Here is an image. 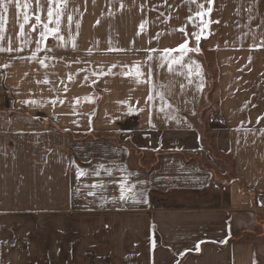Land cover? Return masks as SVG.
Returning a JSON list of instances; mask_svg holds the SVG:
<instances>
[{
    "label": "crops",
    "instance_id": "1",
    "mask_svg": "<svg viewBox=\"0 0 264 264\" xmlns=\"http://www.w3.org/2000/svg\"><path fill=\"white\" fill-rule=\"evenodd\" d=\"M211 7L205 18L219 23L184 58L195 61L191 76L156 66L160 51L183 42L178 29L197 10L187 0H68L76 48L66 31L67 46L49 37L51 51L38 53L53 57L47 68L20 58L35 50L36 34L22 52H0V66L9 64L0 67V264H264V47H253L264 41V0ZM14 11L6 35L16 48ZM186 31L195 47L192 23ZM148 55L157 87L168 86L165 112L158 97L148 109V86L128 77L91 83L93 71ZM130 96L145 111L117 103ZM132 151L158 153L157 163L142 168ZM78 168L89 174L78 177ZM125 180L135 199L119 198ZM93 183L102 187H86Z\"/></svg>",
    "mask_w": 264,
    "mask_h": 264
},
{
    "label": "snow or ice",
    "instance_id": "2",
    "mask_svg": "<svg viewBox=\"0 0 264 264\" xmlns=\"http://www.w3.org/2000/svg\"><path fill=\"white\" fill-rule=\"evenodd\" d=\"M187 2L190 4H196L197 7V10L195 12L186 17L187 23H192L194 28L196 29V31H193L191 33V37L194 38L196 46L189 47V33L186 31V23L184 26H181L178 29V31L183 34V42L180 43L176 48H164L162 51H160L159 56L161 62L156 66L160 68L166 66L167 71L169 73H173L175 71L174 66L178 65L181 68H187V75L191 76L193 74L192 65L195 64V61H191V63L186 64L184 58L188 56L190 52L200 51L199 42L202 36H205V31L206 29H208L209 24L219 23V21H211L210 19L205 18L206 16H209L213 11V8L211 7V5L213 4V0H207V4L209 5L208 7H205V5L202 3L198 4L197 0H187ZM165 3H167V0H165ZM34 4L35 7H33V3L31 2V0H0V52H22L24 50L23 46L31 44L33 42L32 35L36 34L37 38L35 39V50L31 52L30 56L20 58L30 61H37L40 66L47 68L49 65L46 63V60L53 59V57L45 55L43 58H41L40 56H38V53L45 50L51 51V49L45 48V42L49 37H53L55 40L59 41V46H67L68 41L65 40V36L62 34V32L66 31L71 39L72 47L76 48L75 38L71 36L73 15L66 14L68 0H34ZM120 7L121 9H123L124 4L121 3ZM11 8H14L15 10L13 22L17 23L19 26L18 39L20 40L21 47L16 48L12 46L11 37L6 35L8 25L10 23L9 11ZM143 8L144 5H141V10H143ZM65 18L66 23L64 25V28L62 29L61 25L62 22H64ZM97 23H99V21H97ZM147 23V20L141 22V24L139 25L140 31L137 33V35H140L146 30L145 26L147 25ZM26 25L28 26V31H26ZM79 26V21H76V28L78 29ZM159 35L160 34L158 33L156 37H153V39H158ZM4 41H7L6 47L4 46ZM253 47H264V41H262L260 44L253 45ZM88 51L91 52V49H89ZM107 51L122 52L127 50L109 47ZM146 51L149 53L158 52V50L154 48L147 49ZM173 53H179V55L174 56ZM153 59L154 57L152 55H148L143 63H141L140 61H135L131 66H129L128 64L114 63L111 65V67L108 68L107 72H105L103 69H100L99 71H93L91 73V76L93 77L91 83L96 84L97 80L107 75H119L122 77H128L137 85L143 84L148 86L149 90L144 99V105L148 109L154 107V104L152 102L155 101L158 97L159 100L163 102V106L160 107L159 111L165 112V110L171 108L172 105L167 102L165 91H161L160 89H166L168 86L160 85L159 87H157L154 81L153 65L149 63ZM145 66H147V71L144 70ZM0 67L7 68L9 67V64H4ZM199 68L200 66L197 64L196 70L198 71ZM113 69H118V71L114 72ZM80 71H83V69H81ZM181 74L183 75L184 73ZM25 75H27V73ZM67 80H74V74H68ZM88 80L89 76L85 75L84 81ZM36 83L48 84L49 80L45 78L43 81L37 80ZM63 83L64 81H61V84ZM189 83H191V80H189ZM179 87L183 89L184 85L181 84ZM200 87H203L202 83ZM64 91H68L66 85L64 87ZM83 99L91 100L92 97H84ZM80 100V97L75 98V102L77 104L80 102ZM131 101L132 97L130 96L128 99L117 101V103L127 105L128 114H132L134 112L140 113L145 111V108L137 107V105H139L140 103L138 99L135 101V103H131ZM24 103L36 104L37 101H24ZM51 103L54 106L56 104V100H52ZM60 103H63V100H61ZM94 114L95 113H93V115ZM262 118L264 117L258 118L257 123H259L260 119ZM148 124L152 127H155V125L152 124L151 112H149ZM100 167L103 168V165H100ZM77 173L78 177H84L89 174L85 170L79 168L77 169ZM95 174L98 176L100 173L99 171H96ZM86 187L96 189L97 187H102V185L93 183ZM134 189L135 185H129L126 180L120 182L119 198L122 200L126 198L135 199L136 193L134 192ZM126 194H130V196ZM88 195H95V192L90 191ZM196 250L199 251V245L196 246Z\"/></svg>",
    "mask_w": 264,
    "mask_h": 264
},
{
    "label": "rangeland",
    "instance_id": "3",
    "mask_svg": "<svg viewBox=\"0 0 264 264\" xmlns=\"http://www.w3.org/2000/svg\"><path fill=\"white\" fill-rule=\"evenodd\" d=\"M205 55L207 56V53ZM213 80H214V75H213V73H211L210 74V83H212ZM207 91H208V88L206 89V94H207ZM206 99H207V95H206ZM206 99H205V101L207 102ZM209 105L210 104L207 103L203 107V109L208 107ZM203 131L205 133L204 137L207 140V141H205V143L207 144V146H208L209 150L211 151V153H213V151H214V148H213V145H212L213 141H212V139L209 136L206 135V128H204ZM187 156L190 157L192 155L188 154ZM195 156L198 157L197 155H195ZM157 158H158V153H154V152H151V151H145V152L132 151L131 152V161H132V163H134L136 165H139L142 168L154 167V165L157 163ZM221 158H223V161H226V159L224 157L221 156Z\"/></svg>",
    "mask_w": 264,
    "mask_h": 264
},
{
    "label": "built area",
    "instance_id": "4",
    "mask_svg": "<svg viewBox=\"0 0 264 264\" xmlns=\"http://www.w3.org/2000/svg\"><path fill=\"white\" fill-rule=\"evenodd\" d=\"M224 189V188H223ZM261 200H264V198H261Z\"/></svg>",
    "mask_w": 264,
    "mask_h": 264
}]
</instances>
